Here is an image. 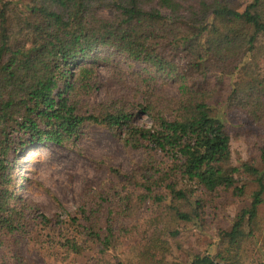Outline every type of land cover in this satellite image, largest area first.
I'll return each mask as SVG.
<instances>
[{
	"label": "trees",
	"instance_id": "1",
	"mask_svg": "<svg viewBox=\"0 0 264 264\" xmlns=\"http://www.w3.org/2000/svg\"><path fill=\"white\" fill-rule=\"evenodd\" d=\"M112 55L143 65L134 95L89 103L101 85L97 68ZM261 62L264 0H0V246L33 223L68 255L93 251L90 264H160L169 237L202 228L207 209L229 193L249 201L229 227L218 226L216 253L192 252L185 264H264ZM91 124L141 152L130 170L109 172L127 191L124 208L143 213L120 226L109 209L103 225L82 209L59 232L53 225L64 220L39 214L15 190L17 156L74 142ZM233 136L248 158L234 161Z\"/></svg>",
	"mask_w": 264,
	"mask_h": 264
},
{
	"label": "rangeland",
	"instance_id": "2",
	"mask_svg": "<svg viewBox=\"0 0 264 264\" xmlns=\"http://www.w3.org/2000/svg\"><path fill=\"white\" fill-rule=\"evenodd\" d=\"M116 56L101 60L97 68L101 85L92 97L86 98L89 103L109 104L121 94L133 97L132 85L137 79L134 72L143 65L135 63L133 66L126 61L125 56ZM261 63L264 70V62ZM168 91L174 93L175 89L172 87ZM140 122L149 124L150 119L144 116ZM232 150L234 161L249 156L246 142L235 136ZM141 156V152L129 151L120 137L107 128L86 125L79 138L67 145L35 144L21 151L14 172L15 190L31 200L39 214L64 220L58 222L59 225H53L59 232H62L61 226L69 222H66L68 215H80L82 209L92 218L95 215L103 225L110 209L113 222L130 226L142 215L143 207L133 213L124 208L123 198L127 191L122 185L120 188L114 187L118 180L110 174L109 166L128 171L132 168V159H140ZM252 189L253 184L248 189V195ZM248 201L249 197L236 199L224 193L207 209L206 222L202 228L184 227L178 237H169L171 251L166 261L160 264H185L192 252L216 253L218 226L229 227L236 210ZM34 227L31 223L24 235L20 233L15 240H7L4 246H0V264L4 260L8 264H18L17 255L21 264H90L93 251L83 255H68L62 244L45 230H33L37 229ZM252 248L248 254L254 260L258 256V247ZM120 256L124 259L132 257L136 261L134 251L124 252L121 248Z\"/></svg>",
	"mask_w": 264,
	"mask_h": 264
}]
</instances>
